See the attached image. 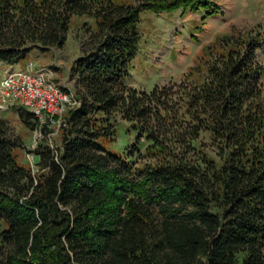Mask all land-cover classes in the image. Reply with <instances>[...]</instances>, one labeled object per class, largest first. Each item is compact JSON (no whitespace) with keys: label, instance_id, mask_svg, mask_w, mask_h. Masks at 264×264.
Returning <instances> with one entry per match:
<instances>
[{"label":"trees","instance_id":"obj_1","mask_svg":"<svg viewBox=\"0 0 264 264\" xmlns=\"http://www.w3.org/2000/svg\"><path fill=\"white\" fill-rule=\"evenodd\" d=\"M209 0H0V63L61 47L86 15L60 143L23 146L0 117V264H264V34L218 39L179 80L128 83L140 14ZM135 149L108 148L119 120ZM139 146V147H138ZM136 152V153H135Z\"/></svg>","mask_w":264,"mask_h":264},{"label":"rangeland","instance_id":"obj_2","mask_svg":"<svg viewBox=\"0 0 264 264\" xmlns=\"http://www.w3.org/2000/svg\"><path fill=\"white\" fill-rule=\"evenodd\" d=\"M140 17L139 48L126 81L145 89H150L154 83L181 80L194 66H200L211 50L219 49L218 39L222 42L225 34L235 38L249 29L264 34V0H209L208 6L201 9L186 5L161 12L143 10ZM91 23L92 18L86 15L73 16L61 47L44 51L32 49L15 67L36 69L49 65L52 77L62 87L69 86L70 65L85 45V29ZM258 56L264 62V48L258 51ZM29 62H32L31 66ZM1 65L0 78L5 70ZM72 98L70 105L75 103ZM18 106L13 101L0 102V117L7 119L10 131L23 141L22 147L14 149L17 160L35 168L34 156L28 149L35 146L42 133L40 135L21 122L16 110ZM60 124H48V143H60ZM118 126L119 134L114 141L107 143L108 148L115 153H121L124 148L134 150L137 147L134 130L126 131L129 123L121 119Z\"/></svg>","mask_w":264,"mask_h":264},{"label":"built area","instance_id":"obj_3","mask_svg":"<svg viewBox=\"0 0 264 264\" xmlns=\"http://www.w3.org/2000/svg\"><path fill=\"white\" fill-rule=\"evenodd\" d=\"M52 74L49 65L22 69L11 64L0 78V102L13 101L34 112L39 125L61 123L64 111L73 100L72 92L62 87ZM34 130L40 133L39 127Z\"/></svg>","mask_w":264,"mask_h":264},{"label":"crops","instance_id":"obj_4","mask_svg":"<svg viewBox=\"0 0 264 264\" xmlns=\"http://www.w3.org/2000/svg\"><path fill=\"white\" fill-rule=\"evenodd\" d=\"M0 64H2V63H0ZM1 66H2V68L6 69L10 66V64H2Z\"/></svg>","mask_w":264,"mask_h":264}]
</instances>
